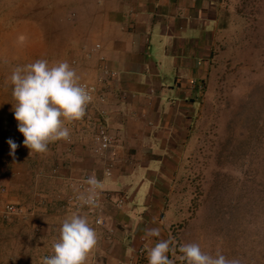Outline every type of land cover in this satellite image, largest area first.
Instances as JSON below:
<instances>
[{
  "label": "crops",
  "instance_id": "0c3cea01",
  "mask_svg": "<svg viewBox=\"0 0 264 264\" xmlns=\"http://www.w3.org/2000/svg\"><path fill=\"white\" fill-rule=\"evenodd\" d=\"M54 3V10L44 5L27 19L33 23L50 12L60 18L68 14L76 22L69 65L79 77L96 82L105 97L94 100L89 117L66 124L69 141L49 144L46 154L29 155L28 149L22 173L14 168L7 172L11 184L6 189L19 188L28 206L33 201L42 241L57 242L63 221L75 212L86 216L98 233L88 264H144L137 250L141 244L146 258L160 240L171 239L174 249L171 215L184 209L174 187L186 163L191 120L215 55V34H221L220 0ZM101 112L116 142L95 151L94 120ZM106 161L112 162L109 177L104 175ZM83 172L104 185L103 224H95L85 208L63 200L77 191ZM21 180L27 185L16 183ZM151 228H159L160 236H146ZM173 254L168 253L170 259Z\"/></svg>",
  "mask_w": 264,
  "mask_h": 264
},
{
  "label": "rangeland",
  "instance_id": "374dc122",
  "mask_svg": "<svg viewBox=\"0 0 264 264\" xmlns=\"http://www.w3.org/2000/svg\"><path fill=\"white\" fill-rule=\"evenodd\" d=\"M54 2L0 0V264H42L53 254L52 241L40 239L33 201L28 206L19 188L6 189L11 184L6 174L11 168L22 173L28 151L14 117L12 71L41 59L50 66L72 62L76 22L68 14L60 18L50 12L33 23L27 19L44 5L54 10ZM220 3L221 34H215V55L174 187L184 209L171 215L173 264H186L179 247L187 243L240 264H264V0ZM9 139L18 145L15 157ZM9 204L14 211H8Z\"/></svg>",
  "mask_w": 264,
  "mask_h": 264
},
{
  "label": "clouds",
  "instance_id": "9594fccd",
  "mask_svg": "<svg viewBox=\"0 0 264 264\" xmlns=\"http://www.w3.org/2000/svg\"><path fill=\"white\" fill-rule=\"evenodd\" d=\"M10 81L14 117L18 131L23 134V145L32 153L46 154L49 144L69 141L70 129L67 123L80 121L86 116L87 107L93 101L89 90L80 83V77L68 62L49 65L41 59L23 66H17ZM15 157L18 145L8 140ZM105 177L111 173L105 170ZM87 188L76 199L80 206L101 207L100 196L103 183L93 174L84 180ZM59 239L53 244V254L42 258V264H88L90 254L99 243L98 233L86 216L72 213L60 227ZM146 236L159 237V228L146 230ZM173 241L160 240L148 250V264H173L168 253ZM181 259L186 264H240L238 259H228L217 252L215 256L201 250L197 243L180 245Z\"/></svg>",
  "mask_w": 264,
  "mask_h": 264
},
{
  "label": "built area",
  "instance_id": "2783aa9c",
  "mask_svg": "<svg viewBox=\"0 0 264 264\" xmlns=\"http://www.w3.org/2000/svg\"><path fill=\"white\" fill-rule=\"evenodd\" d=\"M80 83L82 85H84L89 90L90 94L93 96V101L87 107L86 116L82 119V120H84L85 118L89 117V107L94 102V100L97 98L103 99L105 97V93L102 90H100V88L96 82L86 80V79H81ZM93 140H94V144H95L94 145L95 151L109 149L116 142V136L111 131L105 116L102 115V112H101V116L100 117L98 116L94 120ZM111 165H112L111 161H106L105 162V170L109 171ZM91 175L92 174H90L88 172H83L78 177V179L76 181L77 191L72 192V193L67 195L66 203H67V205H69L70 207H73V208H85L87 210V212L92 215L93 221L95 224H103L105 222V220H104L105 218L103 216V203H104L105 197L107 196V193L104 190H102L101 196H100L101 207L96 208V209L89 208L87 206L81 207L80 202L76 199L77 195L87 188V185L84 184V180H86V178L88 176H91ZM117 201H119L118 203L120 204V200H117ZM14 210H15V208H14L13 204H9L8 205V211L12 212ZM137 250H138V254L144 260V264H148V259L144 255L145 247L141 244L140 246H138Z\"/></svg>",
  "mask_w": 264,
  "mask_h": 264
}]
</instances>
